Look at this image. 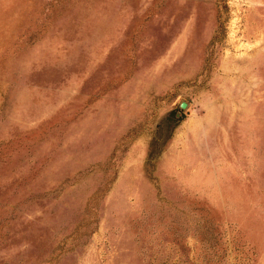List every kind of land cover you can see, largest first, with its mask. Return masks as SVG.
Returning <instances> with one entry per match:
<instances>
[{"label": "rangeland", "instance_id": "obj_1", "mask_svg": "<svg viewBox=\"0 0 264 264\" xmlns=\"http://www.w3.org/2000/svg\"><path fill=\"white\" fill-rule=\"evenodd\" d=\"M0 264H264V0H0Z\"/></svg>", "mask_w": 264, "mask_h": 264}]
</instances>
